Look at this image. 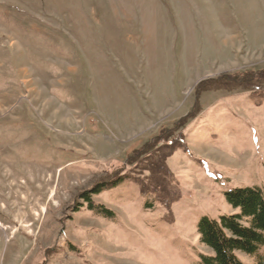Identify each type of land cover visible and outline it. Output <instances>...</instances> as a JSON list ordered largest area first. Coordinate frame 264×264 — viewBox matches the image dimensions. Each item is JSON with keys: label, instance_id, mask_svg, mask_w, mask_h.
Masks as SVG:
<instances>
[{"label": "rangeland", "instance_id": "1", "mask_svg": "<svg viewBox=\"0 0 264 264\" xmlns=\"http://www.w3.org/2000/svg\"><path fill=\"white\" fill-rule=\"evenodd\" d=\"M239 187L264 0H0V264H203Z\"/></svg>", "mask_w": 264, "mask_h": 264}, {"label": "trees", "instance_id": "2", "mask_svg": "<svg viewBox=\"0 0 264 264\" xmlns=\"http://www.w3.org/2000/svg\"><path fill=\"white\" fill-rule=\"evenodd\" d=\"M225 198L239 212L219 220L201 219L200 239L211 250V254L201 255L203 264H246L237 253L264 264V253H259L264 246V189L239 187L225 192Z\"/></svg>", "mask_w": 264, "mask_h": 264}]
</instances>
